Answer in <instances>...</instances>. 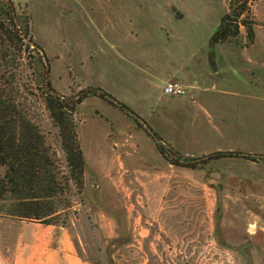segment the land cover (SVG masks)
I'll list each match as a JSON object with an SVG mask.
<instances>
[{
	"label": "rangeland",
	"instance_id": "374dc122",
	"mask_svg": "<svg viewBox=\"0 0 264 264\" xmlns=\"http://www.w3.org/2000/svg\"><path fill=\"white\" fill-rule=\"evenodd\" d=\"M16 1L31 15L32 38L47 55L50 79L61 94L93 86L114 92L125 103L131 99L146 114L148 126L187 156L235 149L264 153V56L257 47L239 50L236 42L211 45L230 0ZM95 25L106 38H99ZM127 28L132 35L126 36ZM258 34L263 37L264 29ZM233 51L254 72L253 80L243 79L240 68L226 67ZM27 54L23 64L30 59L33 67L16 69L20 101L57 148L68 174L58 129L43 98L31 93H41L40 56ZM135 57L151 59L146 66L157 67L162 79L174 67L184 68L208 102L219 98L220 105L234 102L243 108L210 113L190 109L187 114L171 108L150 115L149 105L146 109L131 96L132 85L140 83L136 76L144 71ZM162 59L171 67L153 62ZM84 101L79 110L98 109L101 117L111 118L80 126L81 116L75 114L81 144L85 127L99 130L105 140L100 154L89 152L88 144L82 146L87 158L84 184L69 189L59 203L70 200V206L60 208L54 223L72 235L81 258L93 264H264L263 161L226 157L204 168L173 165L146 127L116 106L109 108L99 96ZM24 222L42 223L0 214V259L3 255L10 260L14 236L33 228Z\"/></svg>",
	"mask_w": 264,
	"mask_h": 264
},
{
	"label": "trees",
	"instance_id": "16d2710c",
	"mask_svg": "<svg viewBox=\"0 0 264 264\" xmlns=\"http://www.w3.org/2000/svg\"><path fill=\"white\" fill-rule=\"evenodd\" d=\"M255 1L230 0L229 9L221 15L211 37V45L236 42L244 48L254 44L256 25L259 23L253 13ZM30 23L31 15L21 2L0 0V167L4 169L0 173L1 215L54 224L60 208L70 206V200L64 204L59 202L73 185L78 188L83 186L86 170L75 114L79 105L90 96L107 100L138 126L146 127L150 136L154 137L160 154L173 165L204 168L208 163L226 157L264 162V154L240 149L218 150L200 157L187 156L167 144L129 104L101 87L90 86L70 96L61 94L52 84L49 60H46L47 55L40 44L33 40ZM34 51L39 54L42 63L43 71L39 74L42 86L40 94L31 93L43 98L49 117L58 129L68 174H64L57 148L48 143L40 125L20 101L21 87L16 85V69L22 65L32 68L30 59L27 64L23 61L27 53L29 55Z\"/></svg>",
	"mask_w": 264,
	"mask_h": 264
},
{
	"label": "crops",
	"instance_id": "0c3cea01",
	"mask_svg": "<svg viewBox=\"0 0 264 264\" xmlns=\"http://www.w3.org/2000/svg\"><path fill=\"white\" fill-rule=\"evenodd\" d=\"M252 7L255 18L259 22L256 25V40L254 44H252L249 47H244V48L237 47V48L239 50L241 49L255 50V48L257 47L260 48L257 52L262 53V55L264 56V36L259 38L260 35L258 34L259 28L264 29V25L260 24V22L264 21V0H256ZM95 28L97 30L100 39L106 38V34L104 31H102L101 27L95 25ZM127 31H129V33L126 34V36L130 35V33L132 35V30H128L127 28L126 32ZM238 51L232 52L231 59L230 57L229 58L227 57V63L229 65L227 64L226 67L228 69L230 68L231 70H235V71H237V69L240 68L238 69V71L242 70L240 74L243 79L249 78L250 80H253L254 72L251 69L245 67L241 59V54H239ZM257 52H255V54ZM259 56L260 55L258 56L256 55L255 58L260 60ZM135 58L138 61H140V63L144 68V71L142 70V72H139V74L136 76V79H138L140 83H135V85H132L133 89L131 91V96L136 95L137 102H140L142 105L144 104L146 106V109L148 108L149 105L147 111L150 115H158L161 114L162 111H167V110L170 111L171 108L175 109V111L178 110L181 114L182 113L187 114V112H189L190 109L199 113L202 112L210 113L217 110L228 111V112L238 111L243 108V107H239L238 103H234V102L228 103L226 101H222L220 105L221 100L219 98L218 100H216V102L219 103L216 102L211 103V101L208 102V99L204 98L203 94L201 93V89H198L196 87L197 81L194 80L192 83L190 81L189 73H185L187 71H185L184 68L174 67V72H172L171 75L166 79H162L159 78L158 76L159 72L157 67L155 68L151 67V69L149 70L148 69L149 67L146 66L148 62H151V59L145 58L144 61L143 57H135ZM153 62H155L157 66L171 67L167 59H162L160 61L153 60ZM222 69L223 68H221V70ZM224 70L225 68L221 72L223 73ZM234 75L235 74H233V76L232 75L230 76L234 78ZM171 79H180L183 83H185L188 86V94L184 96H175V95L166 94L164 92V85L167 81ZM241 82H244V80H242ZM249 83L252 86L254 85L253 81H249ZM111 93L114 94V92ZM126 102L136 112H139V114L142 117L147 118L146 114L142 113V111H139V109L135 108L133 105L130 104L131 99L130 102H128V100H126ZM84 104L85 101H83L82 104L80 105L81 108ZM107 105L109 108L111 107L110 106L111 104L108 103ZM144 110L145 108L143 109V111ZM78 113L80 114L82 119L80 121V126H84L85 124L88 123V121L96 122L98 119L108 122L109 118H111L108 115H106L107 117L104 115L101 117L100 111L98 109H92V110L80 109L78 110ZM99 116L101 118H99ZM82 129H84V132H82L81 135L82 144H83L82 146L84 147V149L86 144H88L91 146L90 148L91 151L89 152H96L100 154L101 153L100 143L104 142L105 136L102 138L100 136L101 133L99 132V130L98 131H96L95 129L90 130L87 129L86 127ZM86 166H87V158H86ZM25 226L26 227L31 226L33 228L31 230H27L25 228L24 231L19 232L16 235V237L14 236L15 238L14 243L16 244L12 248V258L8 260L6 259V257L2 255L0 259V264H93L94 263V261L93 263H91V261L85 260L78 255L72 235L63 227H58L57 225L54 224H44V223H34V222H29L27 224L25 223ZM35 229H38L39 232L41 233L35 232Z\"/></svg>",
	"mask_w": 264,
	"mask_h": 264
},
{
	"label": "built area",
	"instance_id": "2783aa9c",
	"mask_svg": "<svg viewBox=\"0 0 264 264\" xmlns=\"http://www.w3.org/2000/svg\"><path fill=\"white\" fill-rule=\"evenodd\" d=\"M164 92L168 95L184 96L188 94V86L178 79H171L164 85Z\"/></svg>",
	"mask_w": 264,
	"mask_h": 264
},
{
	"label": "water",
	"instance_id": "95a60500",
	"mask_svg": "<svg viewBox=\"0 0 264 264\" xmlns=\"http://www.w3.org/2000/svg\"><path fill=\"white\" fill-rule=\"evenodd\" d=\"M150 131V130H149Z\"/></svg>",
	"mask_w": 264,
	"mask_h": 264
}]
</instances>
